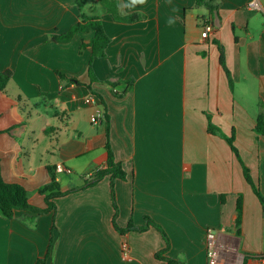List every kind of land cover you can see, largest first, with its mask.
Returning <instances> with one entry per match:
<instances>
[{
    "label": "crops",
    "instance_id": "obj_1",
    "mask_svg": "<svg viewBox=\"0 0 264 264\" xmlns=\"http://www.w3.org/2000/svg\"><path fill=\"white\" fill-rule=\"evenodd\" d=\"M125 2L89 0L81 12L76 0H0V72L13 71L8 89L0 91L3 179L22 184L30 204L46 208L30 201L29 189L50 182L48 168L62 192L80 188L106 167L109 143L126 173L115 181L119 227H146L151 218L170 239L166 257L182 264H209L211 244L217 264L246 258V264H264V208L226 139L208 131L209 115L225 135L235 132L264 195V135L254 130L264 112V0H146L118 10ZM81 13L100 18L110 38L105 57L92 62L93 83L92 50L81 51V44L94 32L54 40ZM207 23L215 33L204 39ZM215 41L224 49L233 89ZM15 107L20 116H9ZM29 108L40 119L39 131L28 120ZM97 115L103 118L93 123ZM37 145L42 152L35 163ZM59 164L70 172H57ZM54 202L55 212L17 210L11 219L0 212V264H167L156 258L166 247L156 228H114L110 176Z\"/></svg>",
    "mask_w": 264,
    "mask_h": 264
},
{
    "label": "trees",
    "instance_id": "obj_2",
    "mask_svg": "<svg viewBox=\"0 0 264 264\" xmlns=\"http://www.w3.org/2000/svg\"><path fill=\"white\" fill-rule=\"evenodd\" d=\"M87 1H89V0H76V4L80 8L81 12H83V8H84L85 4L87 3ZM209 1L212 2L214 0H209ZM201 2H202V0H197V3H201ZM209 9H210V12L213 13L214 7L209 5ZM117 18L120 20H125V21L126 20L127 21L132 20V18H122V17H117ZM91 31L94 32V36L92 37V39L89 42H84V41L82 42L81 51H83L84 49H87V48H91V50H92L89 73H90L91 83H93L96 81V79H95V76H94L93 70H92V62L95 58L105 57L106 49L110 43V38L108 37V35L104 31V28L102 26L100 18H98L96 16H89V15H85L84 13H81L80 21L76 25H74L65 34L55 37L54 40L57 42L67 43V42L71 41V39L73 38V36L75 34H77V33H89ZM215 43L219 46L220 64H221L223 70L225 71V74L228 78L230 87L233 89L234 88V82H233L232 74H231V72L228 69L227 64H226L224 49L218 41H215ZM59 77L61 78V80L66 79V76L64 74H61V73H59ZM12 78H13V71L12 70H6L3 72H0V91L4 92L8 89ZM106 83L109 84L113 88H116L117 86L120 85L118 83H111V82H106ZM127 85L128 86L126 87V89L122 93H119L120 96L127 93L128 88L131 85H133V82H131V81L127 82ZM87 87L92 92H94L91 84H88ZM96 95L101 100V97L98 94H96ZM17 102L22 107L25 104V101L22 100L21 97L17 98ZM105 118L107 120V131H109V117H108V115L105 116ZM208 121H209L208 122L209 133L214 134V135H218V136L226 139V141L230 145L232 151L235 153V155L240 160L242 167H243L244 177H245L246 181L253 188L255 195L258 197L260 203L262 204V206L264 208V195L261 192L259 186L254 182L252 175H251L250 168L244 163L243 159L240 156L239 150L235 145V132H233L231 136H227L224 134V132L221 130V128H219L218 126L213 124L209 115H208ZM254 130L257 134L264 135V112L259 113V115L257 117V124H256ZM107 149H108V160H107L106 167L97 170L93 174L92 179L89 181L87 180L86 184L80 188H76V189H72V190H69L66 192H62L60 189V185H59V182L57 180L55 173L53 172L52 168L49 167L48 169H49L50 176H51L50 182L44 188H42L40 190V193L45 195V200H46V204H47V207L43 208V209L36 208L30 204L29 199H28V191L22 184L16 183V182H6L3 179L1 161H0V212H1V214L7 219H11V218H13L15 211H17V210H30V211L40 213V214L41 213H49V212H53V211L55 212L56 211V204L54 202V199L61 197V196L68 195L69 193H73L76 191L84 190L88 187H92V186L96 185L97 183H99L106 176H110V178H111V197H112L113 207L115 210V214L113 217L114 228L120 233H126V232H130V231H145L146 228H148L149 226L156 228L159 232H161V234L163 235V237L166 241L165 249L158 252L156 254V258L159 260L165 261L167 264H182L181 262H179L177 260L166 257V253L168 252V250L170 248V239H169L168 235L166 234V232L164 231V229L159 224L154 222L151 218H147V226L146 227H137L133 224V222H131L129 224V226L126 228L119 227V225L117 223L119 208H118L117 199H116L115 181L117 179L125 180L126 179V173L122 169L121 164L117 163L115 161V157H114L113 151L111 150L109 143L107 145ZM222 201L223 202L225 201L224 196L222 197ZM237 213H238V217H237V221H236V227H237L238 234H240V227H241V223H242V213H243V198H242V196H240L238 201H237ZM246 261H247V258L245 259L244 264H246ZM41 263H43V262L42 261L38 262V264H41Z\"/></svg>",
    "mask_w": 264,
    "mask_h": 264
},
{
    "label": "rangeland",
    "instance_id": "obj_3",
    "mask_svg": "<svg viewBox=\"0 0 264 264\" xmlns=\"http://www.w3.org/2000/svg\"><path fill=\"white\" fill-rule=\"evenodd\" d=\"M4 100H5L4 102H6V103L13 102L10 98H7V99L5 98ZM14 106H18V105L14 104ZM13 110L14 111H12V112H10L8 114L9 116H12V117L20 116V111H18L17 107H15ZM31 110L32 109H30V113H31V117L30 118H29L30 113H27L28 120H30V121H32L34 123V125H35L34 130H38L39 131L40 119H38L37 116H36V113H33L32 112L33 110L32 111ZM23 146H24V150H22L23 156L21 158H22V162L27 163L28 160L30 159V157L28 156V152L30 151V142H28V140H27L26 144H24ZM35 148L36 149H35L34 155L32 156V161L37 163V161L40 159V155H41L42 151H41V147L38 146V145ZM45 157L49 158V159L53 158L50 154L45 155ZM44 187H45V184L42 186V188H44ZM42 188H40V189H42ZM29 196H30V201L33 204H37V205H40L42 207H45V205H46L45 195L40 193L39 188L31 187L29 189Z\"/></svg>",
    "mask_w": 264,
    "mask_h": 264
},
{
    "label": "built area",
    "instance_id": "obj_4",
    "mask_svg": "<svg viewBox=\"0 0 264 264\" xmlns=\"http://www.w3.org/2000/svg\"><path fill=\"white\" fill-rule=\"evenodd\" d=\"M214 33H215V27L213 24L207 23L206 25H204L203 32H202V37L204 39L210 38ZM92 102H93V98H91V97L87 98L85 100L86 104H91ZM102 118H103L102 115L93 116L92 122L93 123H99L100 120H102ZM56 171L57 172H63V171L70 172V169H67L62 164H59L56 166ZM213 236L214 235L212 233L209 234V238H213ZM127 247H128L127 244H125L124 249L126 250ZM210 247H211V251L209 254V264H217V255H216L215 251L213 250L212 244L210 245Z\"/></svg>",
    "mask_w": 264,
    "mask_h": 264
},
{
    "label": "clouds",
    "instance_id": "obj_5",
    "mask_svg": "<svg viewBox=\"0 0 264 264\" xmlns=\"http://www.w3.org/2000/svg\"><path fill=\"white\" fill-rule=\"evenodd\" d=\"M146 3V0H127V2L118 4L117 8L118 10L123 9V8H129V7H134L136 5H143ZM170 23H173L174 21H169Z\"/></svg>",
    "mask_w": 264,
    "mask_h": 264
}]
</instances>
